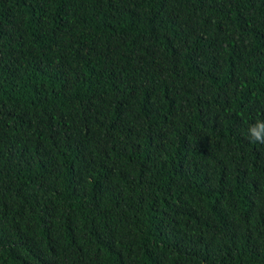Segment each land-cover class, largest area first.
<instances>
[{"label":"trees","instance_id":"1","mask_svg":"<svg viewBox=\"0 0 264 264\" xmlns=\"http://www.w3.org/2000/svg\"><path fill=\"white\" fill-rule=\"evenodd\" d=\"M264 0H0V264H264Z\"/></svg>","mask_w":264,"mask_h":264},{"label":"clouds","instance_id":"2","mask_svg":"<svg viewBox=\"0 0 264 264\" xmlns=\"http://www.w3.org/2000/svg\"><path fill=\"white\" fill-rule=\"evenodd\" d=\"M245 135L251 143L264 144V119L250 124Z\"/></svg>","mask_w":264,"mask_h":264}]
</instances>
